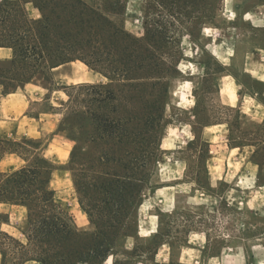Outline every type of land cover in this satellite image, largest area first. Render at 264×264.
Returning <instances> with one entry per match:
<instances>
[{"label":"trees","instance_id":"obj_1","mask_svg":"<svg viewBox=\"0 0 264 264\" xmlns=\"http://www.w3.org/2000/svg\"><path fill=\"white\" fill-rule=\"evenodd\" d=\"M129 1L0 0V47L13 51L11 59L0 60L4 94L30 82L50 88L52 69L75 60L108 80L67 86L68 99L59 125L74 142L67 168L73 171L79 204L93 224L92 230L79 229L56 200L51 182L58 167L41 152L42 143L0 138V160L16 154L26 161L13 172L0 171V202L27 209L26 242L0 230L2 264H6L10 243L15 264L30 259L42 264H103L109 255L118 254V245L125 244L128 237H134L135 244L142 239L138 210L144 192L158 187L150 180L166 152L162 141L171 76L166 78L165 71H178V58L166 47L177 36L176 21L186 18L177 9L190 7V15L197 10L192 16L197 22L202 0H140L144 16L140 35L126 28ZM29 2L40 12L39 17L30 15ZM146 8L161 17L155 26H149ZM219 10L218 6L207 15L209 20L201 22L198 35H203L206 24L215 23ZM184 29L185 33L180 32L194 40L192 30ZM170 56L168 64L165 59ZM196 142L205 147L207 174L209 144L196 136L187 149ZM86 145L90 150L84 156ZM262 151L254 153V161L260 165L264 163ZM198 153L201 157V150ZM194 179L201 183L198 173ZM162 236L155 235L152 241L159 244Z\"/></svg>","mask_w":264,"mask_h":264},{"label":"rangeland","instance_id":"obj_2","mask_svg":"<svg viewBox=\"0 0 264 264\" xmlns=\"http://www.w3.org/2000/svg\"><path fill=\"white\" fill-rule=\"evenodd\" d=\"M89 1L99 2V0ZM220 4H222V0H214L210 3L202 0L197 22L192 17L195 16V13L197 14V10L193 9V15H190V7H187L186 11L177 9L179 12H185L186 21L183 18L180 22L176 21L175 34L177 36L171 44L172 46L166 47L173 49L175 52L173 55L178 58V71L174 72L172 69L165 71L166 78L171 76V80L169 99L165 108L164 123L166 128L162 141V149L166 152L161 159L168 163L162 165L161 176L158 171L150 180L153 185L162 186L181 180L190 181L196 177L197 173L199 174L201 183L196 184L193 190H191L190 184L185 183L181 186L171 187L160 195L168 204L170 201L166 192L177 195L176 204L179 205V209L177 212H166L163 230L164 234L175 236V244H173L175 258L179 254L180 246L183 245L182 241L189 234L190 227L198 230L191 233L192 247L194 248L184 250V260L190 264H244L242 244H264V219L260 218L261 215H256L264 214L262 211L264 210V192H261L262 195L257 197L259 200H253V203L250 204L253 212L257 213L250 212L249 204L242 207V197H250V193H242V189L239 187L242 186V183L238 182L242 178L244 154H242V149L231 150L229 145L230 141L234 145L248 140L249 133L255 138L264 140V124L258 121L264 116L263 104L249 96H246L245 99L243 97L244 102L242 103V93L248 91L242 81H246L249 86L256 88L259 92L264 91V85L262 86L254 80L255 76L264 78L261 74L264 72V62L260 56L259 60H255L254 65L248 68V70H252L254 77L243 72V68L246 67L245 53L250 49L256 50L255 52L258 53L261 52L260 49L264 50V5L256 7L250 13H245L249 10L248 7L244 8L245 5L243 8L224 6L219 10V15H216L215 23L206 24L204 28L208 27V29H204L205 33L202 36L198 35L201 22L209 20L207 15L213 10L216 11ZM29 8L32 15L37 14L31 4ZM139 8L140 3L137 0H132L130 12L125 16L128 29L138 35L143 32L144 21V16ZM146 12L150 14L149 26H155L161 17L155 16L153 11L148 8H146ZM183 25L192 30L194 40L180 32V30L186 32ZM179 36L181 44H179ZM164 51L169 50L165 49ZM171 58V56L166 57L165 60L168 64H171ZM73 66L76 78L72 80L64 74L66 72L56 73L53 88H62L66 80L72 82L70 84L73 85L100 78L83 63L77 62ZM107 81L105 78L104 82ZM29 91L30 98H32L30 113L38 114L41 118L39 123L44 126L41 133L36 132L38 135L35 139L37 142H43L47 156L58 167L54 172L52 182L53 187L57 190V200L66 211L72 214L80 226L86 222L87 215L79 205V195L73 184V171L67 168L74 142L60 130V132L57 131L62 116L56 111H59L61 103L66 102L68 96L63 90L50 92L42 87H30ZM258 96L259 99H264L262 95ZM242 105L249 113L247 114L248 118H244L242 115V107L240 108ZM223 121L231 122V132L228 131L226 125L205 129L206 138L211 139V158L208 161L211 177L214 178V182H217L218 178L226 175L224 179L227 180H221V183L218 181L219 183L211 188L204 167L205 147H202L200 142H196L187 149L188 143L186 144V142L193 137L190 124L198 131V129H203L204 125ZM23 134L19 132V136ZM25 139V137L22 138V140ZM260 148L264 149L262 141ZM89 150L90 146L86 145L83 150L84 156L88 154ZM199 150L202 152L201 157H199ZM262 152L261 155L264 158V151ZM178 158L185 159L187 162L185 175L183 174L184 164L175 162ZM84 171L88 170L85 168ZM202 188L208 189L209 192H204ZM190 193L196 194L194 199L187 198ZM157 208L156 198L148 196L147 201L142 204L140 212L143 224L149 223L152 228L156 226L157 217L152 214L156 213ZM142 234L147 236L149 232L143 228ZM18 236L22 235L18 233ZM157 242L158 240L141 239L135 244L136 240L128 237L126 244L130 249L126 250L124 244L118 245L119 249L116 255L118 264H139L143 258L148 263L153 262L159 245ZM8 245L10 251L6 264H15L17 260L13 251L14 246L11 243ZM224 248L226 250L223 253ZM254 248L253 256L264 258V247ZM168 251V245L162 246L158 251L157 258L163 261ZM249 251L251 254V250ZM218 253H220L219 257L209 258V256ZM173 264H176V261ZM260 264H264V260Z\"/></svg>","mask_w":264,"mask_h":264},{"label":"crops","instance_id":"obj_3","mask_svg":"<svg viewBox=\"0 0 264 264\" xmlns=\"http://www.w3.org/2000/svg\"><path fill=\"white\" fill-rule=\"evenodd\" d=\"M137 1L139 2L140 0H137ZM131 2H132V0H130L128 2L126 15H128L130 12ZM30 4L32 5V9L37 11V14H34V15L31 14L30 8H29ZM228 5L232 8H240V7L243 8L245 5L244 8H246V7L249 8V10L246 11L245 13H248V12L250 13L256 7L264 5V3L254 2L252 0L250 2L249 1L247 2V0H242V1H240V0H237V1H235V0H222V4L219 5V8L222 9V8H224V6H228ZM27 8H28V11L32 17L37 18L40 16V12L34 7L32 2H29L27 4ZM139 10H140V8H139ZM125 23H127V18H125ZM126 28L128 29L127 24H126ZM204 29H208V27L204 28ZM128 30L137 34L136 32H134L130 29H128ZM204 33L205 32L203 30V34ZM255 51L256 50L250 49L249 51H247L245 53V60H246L245 65H246V67L243 68V72L248 73L250 75V77H254V76L252 74V70H248V68H251L252 65H254V63L256 62L255 60L258 61L259 56H260V59L262 60V62H264V50L260 49L261 52H259V53L255 52ZM12 56H13V51L11 48L0 47V60H9L12 58ZM257 57H258V59H257ZM77 62L83 63L80 60H75V61H71L68 63L61 64V65L53 68L51 71L53 85L55 82L54 76L56 73L63 74V72H66L64 74L66 76H69V78H71L72 80H74V78H76V72H75V68L73 65L76 64ZM83 64H85V63H83ZM91 71L95 75H98V77H100V78H98L97 80L91 81L90 83H98V82L104 81L105 77L102 74H100L96 71H93V70H91ZM261 74L264 76V72H261ZM254 80L257 83H259L260 85H262V86L264 85V78H259V77L255 76ZM70 83H72V82H69L68 80H66V82H64V85L62 88H53V85H52V87L49 88V87H46V86H44L38 82H30V83L26 84L24 87L19 88L16 91L10 92L8 94H4L1 90V87H0V138H8V139H11L13 141H18V142H24V141L29 140V139L36 140L35 137H37V135H38V134H36V132L41 133V131L44 129V126H43V124L39 123L41 118H39L38 114H31L30 113V106L32 103V98H30V95H29V92H30L29 88L30 87H36V88L42 87L43 89H47L50 92H57L59 90H63L64 93L66 94L65 88L68 85H72ZM81 83H87V82H81ZM242 84L246 86V89H248L247 92L242 93V103L244 102V99L246 98V96H249L251 98L256 99L259 103H262L264 106V99L263 98L259 99V96H258L260 94V95H262V97H264V91L259 92L256 88L249 86L246 81H242ZM243 97H244V99H243ZM64 103H61V106L59 107V111H56V112L60 113V115L62 117H63L62 110L64 107ZM231 107H235V106H231ZM240 108L242 109V115L244 116V118L245 117L248 118L247 114H249V113L245 111V109L243 108V105L240 106ZM251 119H253V118H251ZM61 120H62V118H61ZM61 120L59 121V124H58V128H57L58 132H60L59 131V125H60ZM258 121L261 122V124H264V116H262V119L258 120ZM259 122L256 121V123H259ZM218 125H226L228 131L231 132V122H229V121L218 122L216 124H211V125L210 124L204 125L203 129H198V131H196L194 126H192V124H190L192 132H193V137L186 142V144H187L189 141L193 140L196 136H199L202 138V140L208 142L209 152H208V156H207L206 166H207V175H208V181H209L208 183H209L211 188H213V186L216 185V183L218 184L219 183L218 181H220V183H221V180L227 181L224 179V176H226V175H224L223 177L218 178L216 180L217 182H214L213 181L214 178L211 177V172L209 170V165H208V161L211 158V149H210L211 139L206 138L207 136H206L205 129L208 127H215ZM19 132H22L24 134L19 136ZM61 133L64 134L67 138H69L71 141H73L65 133H63V132H61ZM23 137H25L26 139L22 140ZM248 137H249L248 140H246V141L243 140L242 143H240V144H234L233 145V143L230 141L229 145L231 146L230 147L231 150H234L236 148H240V149H242V154H244V157L242 158V159H244V163L242 165V178L239 179L238 182L242 183V186H239L242 189V193L243 192L250 193L249 194L250 197L249 198L248 197H246V198L242 197L241 203H242V207H243V205L246 206L249 204L248 207L250 209V212L251 211L253 212V208L250 207V204L253 203V200H256V199L259 200V198H257V197L259 195H262V194H260L261 192H264V163L261 165L256 163L254 161V153L258 149L259 150L261 149L260 148V142L262 141L264 143V140H261L259 138H255L250 133H249ZM38 142H40V141H38ZM41 143H42L41 152L46 157L51 159L49 156H47L45 145L43 144V142H41ZM67 152H69V151H67ZM68 154H67V156H68ZM56 158H58V157L56 156ZM175 162H181L184 164V168H183L184 173L183 174L185 175L186 169H187L186 160L182 159V158H178L177 161H175ZM167 163L168 162L166 160L160 161V163H159V175L160 176H161L162 165L167 164ZM25 164H26V161L22 157H20L16 154H8L0 160V171H2V172H13V171L23 167ZM55 170H57V169H55ZM55 170H54V172H55ZM54 172H53V175H54ZM53 175H52V182H53ZM185 183H188L191 185L190 186L191 190H193V188L196 186V184H198V182L195 179L190 180V181H182L181 180V181H176L173 184H169V185L167 184V185L155 187L153 190L148 189L144 192L142 204L145 201H147L148 196H153V198H156V200H157V207L158 208L156 210V213L152 214V215H155L157 217L156 218V226L154 228H152L149 223H147L146 225L142 223V220L140 219V214H142V213H140L142 204L140 205L139 210H138V234L142 239L152 240L155 237V235L157 237H159V236H162V233L164 234V232H163V230H164V218L166 216V212H168V211H170V213H172L173 211L177 212V210L179 209V205L176 204V201H177V195L176 194H169L168 192H166V194H168V196H169V201H170L169 204L164 202V200L161 198L160 195L162 193H164L165 191H167L171 187L181 186L182 184H185ZM52 187H53V183H52ZM202 189L204 190V192H209L208 189H205V188H202ZM54 190H55V197L57 200V190H56V188H54ZM195 196H196L195 193H192V194L190 193L187 198L194 199ZM58 203H59V201H58ZM167 209H169V210H167ZM263 209H264V207H263ZM262 211H264V210H262ZM253 213H257V212L255 211ZM69 214L72 216L71 213H69ZM256 215H261L260 218L264 219V214H256ZM85 218H86V220H85L86 222H84L80 226L78 225L77 220L74 218V222H75L76 226L81 230H92L93 224L90 222L88 215ZM26 219H27V209L25 206L0 202V230L1 231L7 232L10 235L14 236L15 238H18V239L26 242L27 238L24 234V228L26 226ZM86 225H88V226H86ZM143 228H144V230L146 229L149 232V234L147 236L142 234ZM193 231H198V230L195 228H192V226H191L189 234L185 237V240H183L181 243L183 245L180 246V248H179L180 251L178 250L179 254L176 258L174 255V245L172 243V241H174V239H175L174 238L175 236H173V235L170 236V234L169 235L164 234L162 236V239L160 238L161 242L159 243V245L157 247V251L155 252V255H154L155 257L153 259V262L148 263V262H146L147 260H145L143 258L142 260L139 261L140 262L139 264H173L174 261H176V264H190V262L184 260V250L194 248V247H192V238H191L192 237L191 233ZM18 233L22 236H18ZM145 237H147V238H145ZM132 238H134V237H132ZM164 245H168L169 251L167 253L166 258L163 261H160L157 258L158 251H160V249ZM259 246L264 247V244H253V245L252 244H249V245L248 244H242V250H243L242 252L244 253V259L242 261L244 264H260L261 261L264 260V258H262V257L253 256L254 249H255L254 247H259ZM124 247L126 248V250L130 249L127 247L126 243L124 244ZM135 247L136 246L134 244V249H135ZM224 250H226V249L224 248L222 250L223 253H224ZM249 250H251V254L253 253L252 255L250 254ZM245 252H246V255H245ZM219 256H220V253L213 254V255L209 256V258H211V257L215 258V257H219ZM116 259H117L116 255L111 254L108 256V258L106 259V261L103 264H106V263L114 264V261ZM2 261H3V255L0 252V264H2ZM24 264H42V263L37 261V260L30 259V260H27Z\"/></svg>","mask_w":264,"mask_h":264}]
</instances>
